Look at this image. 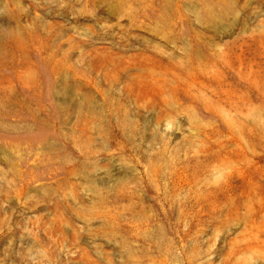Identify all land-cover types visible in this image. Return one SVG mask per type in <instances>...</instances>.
Returning a JSON list of instances; mask_svg holds the SVG:
<instances>
[{"label":"rangeland","instance_id":"obj_1","mask_svg":"<svg viewBox=\"0 0 264 264\" xmlns=\"http://www.w3.org/2000/svg\"><path fill=\"white\" fill-rule=\"evenodd\" d=\"M0 264H264V0H0Z\"/></svg>","mask_w":264,"mask_h":264}]
</instances>
